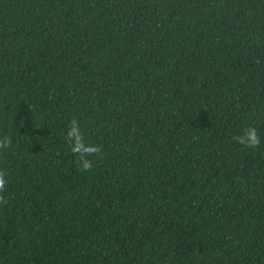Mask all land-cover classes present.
I'll list each match as a JSON object with an SVG mask.
<instances>
[{
	"label": "trees",
	"instance_id": "16d2710c",
	"mask_svg": "<svg viewBox=\"0 0 264 264\" xmlns=\"http://www.w3.org/2000/svg\"><path fill=\"white\" fill-rule=\"evenodd\" d=\"M0 264H264V0H0Z\"/></svg>",
	"mask_w": 264,
	"mask_h": 264
},
{
	"label": "clouds",
	"instance_id": "9594fccd",
	"mask_svg": "<svg viewBox=\"0 0 264 264\" xmlns=\"http://www.w3.org/2000/svg\"><path fill=\"white\" fill-rule=\"evenodd\" d=\"M236 141L246 147L256 146L261 142V137L256 127L248 125L241 129L235 137ZM6 142V141H5Z\"/></svg>",
	"mask_w": 264,
	"mask_h": 264
}]
</instances>
